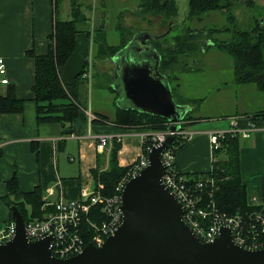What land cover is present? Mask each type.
Returning <instances> with one entry per match:
<instances>
[{
	"label": "crops",
	"instance_id": "crops-1",
	"mask_svg": "<svg viewBox=\"0 0 264 264\" xmlns=\"http://www.w3.org/2000/svg\"><path fill=\"white\" fill-rule=\"evenodd\" d=\"M53 6V0H0V57L4 59L9 81L8 84L0 83V94L5 95L8 85H13L16 97L24 102L21 112L0 113V229L11 220L10 207L4 203L2 197L8 193L6 183L13 173L17 177L20 190L27 192L38 186L44 202L51 205L60 198H79L82 192L89 193L94 189L92 170L97 168V160L100 169H105L108 163L109 148L102 152L96 149L98 135H123L117 156L121 166L137 160L144 148L138 135L134 133L146 128H125L116 125L112 120L116 109L133 106L122 90L121 77L117 78L121 94L110 85L111 90L103 89L100 95L104 99L118 100L112 118L107 117V120L102 121L99 119L101 113L93 114L91 107L85 109L89 78L81 76L77 83V100L81 107L78 116L63 125L57 122L40 124L36 121V105L31 90L34 82V59L30 53L32 51L37 55L47 51V39L52 31L54 16ZM138 9L135 7L129 12L132 15L125 20V25L134 34L132 39L145 35L154 36L146 30V24L138 25V17L134 14ZM95 19L94 10L90 14L92 27L104 25L107 42L111 45L118 44L121 40L120 32L117 43L108 41L113 37L112 32L107 31L106 13L102 14V22H96ZM117 26L115 24V29ZM159 26L161 24L157 25ZM159 32L161 30H157V34ZM74 39L76 52L82 57H90L93 51L90 34L78 32ZM95 51L97 53V46ZM106 61L114 62L113 59ZM104 72L113 78V69ZM160 72L165 74L161 70ZM236 84L233 76L227 82L214 84L217 88L213 89L219 91V96L213 97V101H216L219 111L212 117H200L190 121L188 128L194 131V135L176 150L174 160L178 169L189 177L209 171L214 159L210 134L238 129L241 143L240 178L245 186L246 197H262L264 115L258 114L264 111V92L257 90L251 83L241 84V87ZM249 129L250 135L243 136L242 131ZM34 140L38 141L39 160L31 150L30 142Z\"/></svg>",
	"mask_w": 264,
	"mask_h": 264
},
{
	"label": "trees",
	"instance_id": "trees-1",
	"mask_svg": "<svg viewBox=\"0 0 264 264\" xmlns=\"http://www.w3.org/2000/svg\"><path fill=\"white\" fill-rule=\"evenodd\" d=\"M71 1L70 18L62 19L56 15L57 1L53 0L54 16L52 19V31L48 35V47L45 54H34V82L31 87L33 99L35 101L36 121L38 123H62L71 122L78 116L81 109L77 100V83L82 74H80L71 85H65L61 78L62 68L71 55L76 52L75 36L78 32L84 31L90 34L91 40L97 43V56L102 60H111L121 52L125 45L133 38L134 34L128 28L127 34H121V40L116 45H111L106 40V28L104 25L92 27L90 16L88 17L77 0ZM251 3L250 0H244ZM232 0H186L185 20L201 18L211 12L228 11L232 7ZM139 8L152 16H160L164 25L168 28L170 24L178 25L173 22L178 9L175 0H141ZM234 15L229 16L233 22ZM89 21L87 28H80V25ZM199 21H197L198 23ZM87 23V22H86ZM85 23V24H86ZM181 26V25H179ZM166 28V29H167ZM121 29V26H120ZM165 29V30H166ZM165 30H161L160 33ZM227 38L224 37L225 34ZM162 39V38H161ZM209 44H204L203 41ZM195 43L203 45L205 48L210 45L218 50L226 52L233 64V81L237 84L251 83L259 91L264 92V27L256 20L251 30L230 28L229 26L212 27L202 26L201 29L189 28L183 30L180 35L173 37V42L161 50L153 47L160 54V70L167 78L180 61V56L184 55L186 49L194 47ZM158 45V44H157ZM160 47V45H158ZM161 48V47H160ZM88 64V63H87ZM84 65V68L87 66ZM176 101V100H175ZM177 102V101H176ZM23 99L16 97L13 85H8L5 95L0 94V113H18L23 110ZM179 104L185 105L179 101ZM264 115V111L258 114ZM256 115V116H258ZM254 117H252V120ZM100 120H107V116L101 115ZM193 118L187 112L182 118L185 121L182 126L188 127ZM95 120V119H94ZM113 122L116 125L125 128H146L150 130H165L169 127L166 118L136 112L133 109L118 108L115 111ZM185 143V142H184ZM176 137L170 144L174 154L183 144ZM240 136L238 132H224L219 138V148L213 150L212 166L209 171L191 175L193 178H202L211 176L215 179L216 190L214 198L217 206L224 211L236 212L246 208L247 197L245 186L240 178L239 164V145ZM31 150L39 160L38 141L30 142ZM142 153H146L145 143L142 144ZM120 141L116 139L111 142L107 151L108 163L105 169H100L99 160L97 168L92 170L94 188H99L104 196H111L115 192L118 182L124 177L131 164L126 166L119 165L118 151L120 150ZM7 195L2 200L9 207L16 205L22 214L24 221L42 215L41 207L44 204L42 191L37 186L31 191L24 192L20 190L15 173L7 181ZM262 198L264 200V178L262 181ZM29 207V210L26 207ZM10 222V220H8ZM88 243V240H86Z\"/></svg>",
	"mask_w": 264,
	"mask_h": 264
},
{
	"label": "water",
	"instance_id": "water-1",
	"mask_svg": "<svg viewBox=\"0 0 264 264\" xmlns=\"http://www.w3.org/2000/svg\"><path fill=\"white\" fill-rule=\"evenodd\" d=\"M170 29L130 40L113 57L112 86L118 89L115 83L121 77L122 90L133 103L127 109L166 118L173 132L189 109L173 98L168 78L160 72V54L151 43L165 37ZM139 39V49L146 44L150 54H127L129 46ZM88 59L71 53L61 72L65 85L75 81ZM172 141L170 134L160 146H153L148 164L126 182L119 203L122 222L102 245L87 243L81 252L57 258L49 248L51 236L27 239L24 218L17 206L11 205L14 234L0 243V264H264V248L246 249L235 244L228 227H221L215 240L203 242L184 222L181 203L161 180L165 170L161 155Z\"/></svg>",
	"mask_w": 264,
	"mask_h": 264
},
{
	"label": "built area",
	"instance_id": "built-area-1",
	"mask_svg": "<svg viewBox=\"0 0 264 264\" xmlns=\"http://www.w3.org/2000/svg\"><path fill=\"white\" fill-rule=\"evenodd\" d=\"M89 62V63H88ZM82 71V77L89 78L91 72L90 60ZM6 65L0 57V83L8 84ZM181 120L179 129L170 131L145 129L137 134L142 144L145 143L146 153H142L132 162L124 177L115 187L111 196H104L99 188L89 193L82 192L79 198H60L54 203L42 205V215L25 222V234L28 240L42 239L51 236L49 248L57 258H66L83 250L86 240L95 246H100L106 237L114 234L122 222L119 209L121 192L126 182L137 176L141 169L148 164V153L172 134L173 139L182 143L189 141L194 131L183 127ZM170 125V124H169ZM252 128V127H251ZM230 129V132H239ZM251 129L242 131L243 136L250 135ZM224 133V132H223ZM223 133H211L210 143L212 152L219 148V138ZM122 134L103 133L97 136L96 149L104 151L113 140L120 141ZM175 154L170 145L162 152L161 160L164 165L162 183L175 195L183 207L182 219L203 242H211L219 235L221 227H228L232 241L246 249L264 248V200L253 195L247 205L251 208L229 212L221 210L215 201V179L211 176L193 178L178 169L175 164ZM50 192V191H49ZM14 234L12 220L0 229V243Z\"/></svg>",
	"mask_w": 264,
	"mask_h": 264
},
{
	"label": "rangeland",
	"instance_id": "rangeland-1",
	"mask_svg": "<svg viewBox=\"0 0 264 264\" xmlns=\"http://www.w3.org/2000/svg\"><path fill=\"white\" fill-rule=\"evenodd\" d=\"M57 12L56 15L62 19L70 18L69 11L71 9L70 0H56ZM81 9L84 10L89 17L91 12L95 10V21L102 20V14L106 13L107 31L112 32V39L108 40L111 43H117L118 32L127 34L128 26L125 25V20L132 14L129 13L135 7L139 8L141 0H77ZM233 5L228 11H215L207 14L199 21L185 20L186 0H175L178 9L177 15L173 18V22L178 25H170L168 34L162 39L152 40L155 47L162 49L173 42V37L180 35L185 29L194 28L201 29L202 26L217 27L229 26L230 28L251 30L256 20L264 27V0H250L251 3H246L244 0H232ZM138 17V25H144L146 30L150 31L154 36L158 35L157 30H165L167 27L160 16H152L147 12L141 11V8L134 13ZM234 15L236 18L233 22L229 20V16ZM87 22V23H86ZM80 25V28H87L89 21ZM102 22V21H101ZM86 23V24H85ZM115 24L118 26L115 29ZM157 27V25H160ZM164 25V26H163ZM181 25V26H179ZM121 26V29H120ZM81 32H85L81 31ZM225 34L224 37L227 38ZM204 44H209L204 40ZM93 45L92 55L89 57L91 72L89 77V93L88 101L84 104L85 109L89 107L93 114L101 113L108 118L113 117V111L118 106V100H109L101 97L103 89L111 90L112 75L106 74L104 71L113 69V64L110 61L98 58L95 53L97 43L91 41ZM160 45V47L158 45ZM184 55H181L178 65L169 73L168 82L171 87L173 98L179 102L182 101L187 106L188 113L193 118L212 117L219 111V106L213 97L219 96V91L213 89L214 84L227 82L233 76V64L230 56L223 50H218L214 46L208 45L206 48L199 43H195L194 47L186 49ZM158 51V50H157ZM89 63V62H88ZM241 87L240 84H236ZM106 94V93H105ZM89 102V105H88ZM81 110V109H80ZM195 125V124H194ZM122 138V137H121ZM29 210V207H26Z\"/></svg>",
	"mask_w": 264,
	"mask_h": 264
},
{
	"label": "flooded vegetation",
	"instance_id": "flooded-vegetation-1",
	"mask_svg": "<svg viewBox=\"0 0 264 264\" xmlns=\"http://www.w3.org/2000/svg\"><path fill=\"white\" fill-rule=\"evenodd\" d=\"M194 29H195V27H194ZM145 46H146V44L144 45V48H142V50L139 49L140 48V39H139L136 42H133L132 45L129 46L128 52H126V53L129 54V55H132L134 57L137 56L138 54H140V55H149L150 52L148 50H146L147 47H145ZM123 53H125V51ZM112 64H113V71H114V69H115L114 62ZM117 64H119V61L118 60H117ZM115 85L118 87L119 86L118 85V82L115 83ZM181 105H183V104H181Z\"/></svg>",
	"mask_w": 264,
	"mask_h": 264
}]
</instances>
